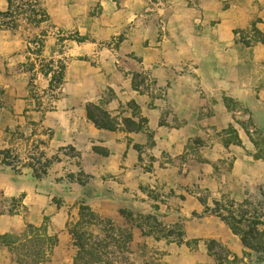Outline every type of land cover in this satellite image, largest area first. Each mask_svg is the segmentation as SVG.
Listing matches in <instances>:
<instances>
[{
  "label": "rangeland",
  "instance_id": "rangeland-1",
  "mask_svg": "<svg viewBox=\"0 0 264 264\" xmlns=\"http://www.w3.org/2000/svg\"><path fill=\"white\" fill-rule=\"evenodd\" d=\"M0 25V264H264L212 214L264 223V0H0Z\"/></svg>",
  "mask_w": 264,
  "mask_h": 264
},
{
  "label": "trees",
  "instance_id": "trees-1",
  "mask_svg": "<svg viewBox=\"0 0 264 264\" xmlns=\"http://www.w3.org/2000/svg\"><path fill=\"white\" fill-rule=\"evenodd\" d=\"M10 3H13V0H10ZM32 15L30 17L31 20H33V23H36L37 25H41L47 21H49L48 15L45 13L44 10H41L40 12L36 10L35 5L32 6ZM21 8H17L16 10H10L7 13H3L4 15L9 16V25L8 28L10 29H16L17 24V15L18 12L21 11ZM1 27V25H0ZM70 39L78 42V43H85L89 39L87 36H80V35H73L70 37ZM259 42L264 44V39H261ZM248 43V41H247ZM99 109L97 107L90 108L89 109V118L90 120L96 125V127L100 129L115 131L117 129L116 124L110 117V115L107 112H101L97 113ZM233 133H235L234 137H232L229 141L226 142V145L230 144H241V140L235 130H233ZM10 158V154L8 151H0V160L4 159L7 160ZM48 166L52 164L50 161L47 162ZM212 214H216L219 217L222 218V220L233 230L234 233L237 234H243L242 240L243 244L246 248L254 250L259 253L260 259L264 261V231L260 232L258 227L260 225L264 226V223L260 221L253 222V226L251 227L252 230L250 231H243L241 227V222L237 220V218L233 215H223L219 213V211H212ZM0 240L3 244H5L6 236H0Z\"/></svg>",
  "mask_w": 264,
  "mask_h": 264
}]
</instances>
